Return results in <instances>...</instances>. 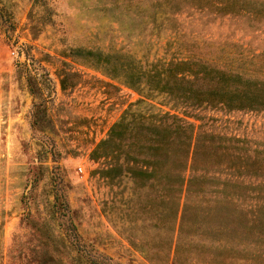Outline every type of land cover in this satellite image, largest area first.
<instances>
[{
    "label": "rangeland",
    "instance_id": "1",
    "mask_svg": "<svg viewBox=\"0 0 264 264\" xmlns=\"http://www.w3.org/2000/svg\"><path fill=\"white\" fill-rule=\"evenodd\" d=\"M115 1L0 0V264L37 258L46 243L62 264H81L80 256L154 264L141 252L164 239L159 218L146 213L149 190L133 197L122 176L106 184L90 160L141 98L106 76L103 55L127 54L143 66L199 58L264 81L263 19L185 11L152 26ZM172 108L163 97L133 107L175 114L226 146L229 156L212 157L219 166L211 175L233 167L232 155L264 169V111L202 106L186 117Z\"/></svg>",
    "mask_w": 264,
    "mask_h": 264
},
{
    "label": "trees",
    "instance_id": "2",
    "mask_svg": "<svg viewBox=\"0 0 264 264\" xmlns=\"http://www.w3.org/2000/svg\"><path fill=\"white\" fill-rule=\"evenodd\" d=\"M115 2L130 17L141 16L152 26L160 25L165 15L185 11L264 20V0ZM99 67L141 97L93 148L90 160L98 164L94 172L106 184L122 176L133 197L142 188L149 190L146 213L159 218L164 239L155 252L141 251L145 258L154 264H264V181L257 180L264 177L261 165L232 155L237 162L233 167L211 175L212 164L219 166L212 157L229 156L226 146L210 144L212 135L175 114L133 109L163 97L186 117L202 106L264 111V81L215 69L199 58L143 66L130 55L111 53L102 56ZM221 174L222 181L216 178ZM45 247L23 264H62L57 250L48 243ZM12 259L7 264H15ZM80 259L81 264H102L95 257Z\"/></svg>",
    "mask_w": 264,
    "mask_h": 264
},
{
    "label": "built area",
    "instance_id": "3",
    "mask_svg": "<svg viewBox=\"0 0 264 264\" xmlns=\"http://www.w3.org/2000/svg\"><path fill=\"white\" fill-rule=\"evenodd\" d=\"M79 171H81V169H79Z\"/></svg>",
    "mask_w": 264,
    "mask_h": 264
}]
</instances>
